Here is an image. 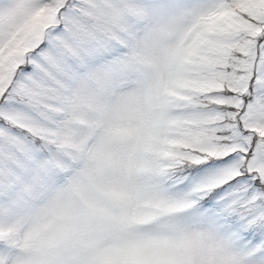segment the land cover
<instances>
[{"label": "snow or ice", "instance_id": "obj_1", "mask_svg": "<svg viewBox=\"0 0 264 264\" xmlns=\"http://www.w3.org/2000/svg\"><path fill=\"white\" fill-rule=\"evenodd\" d=\"M0 264H264V0H0Z\"/></svg>", "mask_w": 264, "mask_h": 264}]
</instances>
